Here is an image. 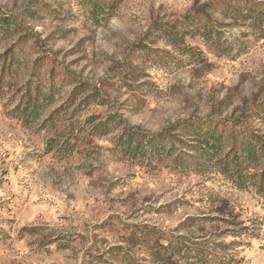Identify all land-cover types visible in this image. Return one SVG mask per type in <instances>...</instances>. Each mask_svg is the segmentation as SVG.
I'll return each mask as SVG.
<instances>
[{
	"label": "rangeland",
	"instance_id": "374dc122",
	"mask_svg": "<svg viewBox=\"0 0 264 264\" xmlns=\"http://www.w3.org/2000/svg\"><path fill=\"white\" fill-rule=\"evenodd\" d=\"M96 3L0 0V264H264V199L179 126L264 140V0Z\"/></svg>",
	"mask_w": 264,
	"mask_h": 264
},
{
	"label": "trees",
	"instance_id": "16d2710c",
	"mask_svg": "<svg viewBox=\"0 0 264 264\" xmlns=\"http://www.w3.org/2000/svg\"><path fill=\"white\" fill-rule=\"evenodd\" d=\"M90 3L94 7H99L96 0H90ZM194 16L197 15L194 14ZM9 19L8 16L0 18L1 30L9 26ZM172 36L175 37L174 34ZM179 126L199 137V144L194 148L196 150L193 156L194 164H198L200 158L201 164L230 177L238 188L252 187L264 199V140L250 131L246 122L242 120L229 122L210 119L184 120ZM131 140L128 136L124 142L129 145ZM155 140L149 138L150 146L153 148L158 145ZM225 150L226 153L222 155ZM165 248L169 249L168 255L165 252L156 251L158 259L170 258L179 253V249L170 243ZM203 262L209 264L205 259Z\"/></svg>",
	"mask_w": 264,
	"mask_h": 264
}]
</instances>
